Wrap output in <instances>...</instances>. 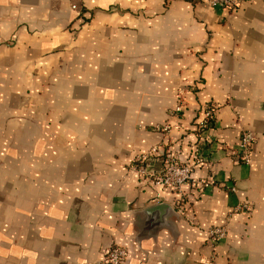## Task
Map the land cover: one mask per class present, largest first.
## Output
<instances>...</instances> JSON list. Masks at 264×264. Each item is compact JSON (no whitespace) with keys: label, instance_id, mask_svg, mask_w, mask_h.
I'll return each instance as SVG.
<instances>
[{"label":"crops","instance_id":"1","mask_svg":"<svg viewBox=\"0 0 264 264\" xmlns=\"http://www.w3.org/2000/svg\"><path fill=\"white\" fill-rule=\"evenodd\" d=\"M194 145L179 194L130 169ZM113 245L123 264H264V0H0V264H102Z\"/></svg>","mask_w":264,"mask_h":264},{"label":"built area","instance_id":"2","mask_svg":"<svg viewBox=\"0 0 264 264\" xmlns=\"http://www.w3.org/2000/svg\"><path fill=\"white\" fill-rule=\"evenodd\" d=\"M204 1L211 7L219 6L223 10H234L239 5L241 0H200ZM75 9V6L72 7ZM175 111H181L183 105L181 98L177 101ZM213 106L211 104H204L201 106V112L196 121V130L199 135V140L202 139V134L208 129L210 121L213 120ZM164 131L168 129L167 125L162 127ZM255 142V135L250 130L242 131L238 148L239 157L244 164H250L253 144ZM190 152L187 160L180 162L173 153H168L165 158V163L162 171L152 172L146 170L144 161L150 156L158 152V147L153 146L148 151L137 155L131 164L130 169L134 171L139 177V183H150L155 187L166 189L172 193H181L182 187L190 182L193 168L199 164H203V159L200 156L196 145ZM197 184H201L198 182ZM231 190H234L231 188ZM182 208L179 207V210ZM235 209H249V205L241 203ZM226 229L223 226H213L207 230L209 241H218L225 236ZM127 249L122 245H113L108 248L104 254L102 264H123L127 258ZM207 264H216L214 260H210Z\"/></svg>","mask_w":264,"mask_h":264},{"label":"water","instance_id":"3","mask_svg":"<svg viewBox=\"0 0 264 264\" xmlns=\"http://www.w3.org/2000/svg\"><path fill=\"white\" fill-rule=\"evenodd\" d=\"M159 210H168L167 205L166 204H162V203H157L155 206H153L152 208H149L146 212L142 213L143 215L146 213H150V212H155V211H159Z\"/></svg>","mask_w":264,"mask_h":264},{"label":"trees","instance_id":"4","mask_svg":"<svg viewBox=\"0 0 264 264\" xmlns=\"http://www.w3.org/2000/svg\"><path fill=\"white\" fill-rule=\"evenodd\" d=\"M185 200L184 199H181L179 200V203H177V206L178 207H181L183 210L185 209Z\"/></svg>","mask_w":264,"mask_h":264}]
</instances>
